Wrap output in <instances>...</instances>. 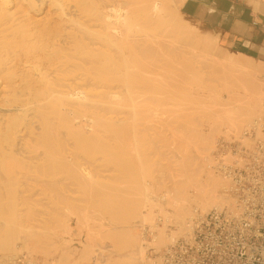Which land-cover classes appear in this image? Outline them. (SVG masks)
Instances as JSON below:
<instances>
[{"label": "rangeland", "instance_id": "rangeland-1", "mask_svg": "<svg viewBox=\"0 0 264 264\" xmlns=\"http://www.w3.org/2000/svg\"><path fill=\"white\" fill-rule=\"evenodd\" d=\"M24 1V5L28 8L29 17L31 19L29 31L32 35L26 40L21 39V37L15 40L12 36V38L8 37V39H2L0 41V105L3 103V106L5 103L1 98L2 91L4 89H9L12 95L20 98L23 103H28V106H26L30 108V110L25 113L21 112L23 114H20L22 117L20 115L17 117L18 120L20 119V123L17 121V124H20V131H17L15 130L16 128L8 130L10 122L7 117L9 116L8 114L6 116V110L0 107V131L5 132L11 137L17 134V132L19 134L17 137L19 140L16 138L15 142L13 140L10 141L16 144H14L15 147L13 146V150H11L12 146L10 145V147L8 145L10 142H3L6 152L3 149L2 151L7 153V155L11 153L16 156H25L29 154L30 157H35L34 160L31 158V161L40 162L36 164L38 167H36L35 164L34 166H27L29 169H26L27 171L25 170L26 167H23L24 165L18 166L21 169L23 168V170L17 171V180L21 178V176H28L30 179L27 180L22 178V181L19 180L22 182L21 185L17 184L19 181H13L12 185L14 186L10 187H13L14 190L8 187L9 182L7 185L6 181L8 179H4L7 177H4L5 175L0 173V177L3 176V178L0 179H4L3 181H5H0V183L3 184V187L7 185L5 188H0V190L2 189L3 191H1L3 197L0 199V237H6L7 235L11 236V232L12 234L14 233L13 231L10 232V230L14 229H17L15 234L17 235L16 237H18V239L16 238L17 240H15L16 253L9 258L8 263L12 264V259L17 254L26 251L35 255H40L50 264H53L52 262L55 261L54 264H60L58 258L62 250L64 251L65 249L73 258V264H108V262H115V260L117 261L119 258H124L129 253H123L121 250L118 251L119 247L117 243L119 242L125 245L123 241L126 242V233L124 232L126 229H121V234H116L122 240L120 235L125 233L123 236L124 240H122L123 243L121 241L117 242V238L112 241L109 236L108 239L106 234L103 236L102 233L107 231V229L113 230L115 225L120 227V224H117L120 222L117 221L123 219L124 216L118 215L117 211L120 210L132 196H139L138 194L140 193L139 197L146 199L144 201H150L149 203L154 202L153 204H155L156 207L152 204V206H154V209H152V206L146 205L147 202L143 205L145 207H142L141 219H139L140 221L142 220V222L140 223L141 225H136L137 228H139L140 241L137 243L141 245L137 244L135 247L137 253H135V251L133 253L136 256L134 255L133 258L135 260L132 259V264L150 263V247L154 246L157 249H161L165 244L171 241L169 239L171 235L169 234H171L173 230H175V234L172 232L173 237L176 233H180V225L177 221H174L176 218L171 197V192L175 189L177 183L185 177V172L180 169V165L176 162L180 153L183 152L180 156L183 155L184 152L187 153L191 159L195 160L194 162L197 165H201L202 167L205 166L207 171H212V173L215 174L217 173L224 183L222 185L223 189H221V193L225 197L224 205L233 201L228 191L229 180L217 169V167H215L216 161L214 153L215 150H217L219 141L223 137L229 140L241 137L244 130L254 125L253 123L256 118L251 124L245 123L243 127L238 130H233L230 126L228 127L227 123H221L218 130L211 132L212 119L214 117L211 108L215 107L213 104L217 102L219 98L224 96L226 100L228 99V92L224 85L226 84L225 82L231 79L230 77V79L228 78L226 81L225 78L222 77L223 75L221 73L224 64L220 59H222L227 52L228 54L232 52V50L221 44L219 34L210 32L207 27L203 26L194 18L182 13L181 5L184 4L185 0L170 1L171 3L177 2L176 4H179L178 16L182 22L193 26L196 31L199 32L202 40L209 43L208 49L205 51L198 49L195 50L196 52L193 51V54L183 50V47L178 49V47H175V44L170 46L169 44H172L169 41L170 38L167 36L163 37V23H154L153 29L151 27V30H153L152 32H156L154 40H144L131 44L127 41L123 43L133 47H130V51L134 52L128 54V56H133H130L131 65H134L131 69L135 72H139L133 74V72H130L132 70L126 68L123 64L126 61L120 60L121 57V59L124 58L123 55L119 53L121 51L115 50L118 48V45L112 49L116 45L111 43L107 45L106 42H101L102 39L99 40L97 37L88 34L96 38L91 40L87 37L88 35L84 34L82 43L84 47L86 46L85 51L86 49L87 51L83 54L82 58H77L76 60H79L83 64L85 70L87 67L90 68L91 74L87 73V71L89 72V68L84 71L91 76H100L98 77L100 79H102L103 76H107L108 79L113 77L111 82L113 86H105V84L99 87L98 90H93L97 92V94L88 98L89 103H85L84 105L82 103L77 104L69 102L52 103L58 104L61 109L60 112L57 113L58 117H55V119L53 118L52 123L49 121V129L53 128L51 124L54 123L55 127L51 130L54 131L58 129L56 131L59 134H57L56 131H54V133L51 131V134L60 136V138L63 139V142H61L58 141L60 138H56L57 136H53L55 139H58L55 140L54 138H50V136H44L46 135L43 133L44 131L38 132V130H41L40 125L44 123L43 119L47 117L42 119L40 116L36 115L39 108L37 107L38 104H36V106L34 104L40 103V101H50L51 99L59 100V98L69 97L68 94L58 91L64 87L62 86V81L57 78V76L64 75L67 71L60 69L63 66L59 67L62 65L61 62L66 60V58L62 56L63 53H61L60 50H69L68 46H70L69 44L71 43L70 38L68 37L67 40L66 34H64L67 33L69 28L65 29L63 25L65 24L66 26L68 23L65 20L64 22H60L59 20L61 17L64 19L66 15L60 17L58 13H56V7L52 4L51 0ZM248 1L256 5L260 2L259 0ZM59 27H62L63 30L62 28L59 29ZM58 30L60 32H58ZM96 32L97 31H94V36L100 34ZM30 33L28 32L27 36H30ZM61 34H64L65 37H63L64 35L61 36ZM215 37L218 39L220 47ZM96 40L100 42H94ZM66 41H68L69 44ZM163 41L165 42L164 44ZM111 45H113V47ZM108 47L111 49L110 51L106 50ZM73 50L74 49H72V51ZM105 51H107V54L104 53ZM108 52L110 56L113 54L112 58L114 63H117V69L119 68L118 64H122L120 69H118L121 74L118 72L119 75H115L118 71L116 67L114 73L109 70L112 66L109 65L107 68L105 60L99 59L103 57L101 56L103 54L108 56ZM94 54L99 55L97 60L95 59L96 57H94L96 61L92 59ZM119 55L120 58L118 57ZM179 56H182V58H178ZM173 57L176 58L174 59ZM179 59L182 61L180 64ZM176 61L178 62L176 63ZM260 64L255 61L254 66L256 65L257 68L259 67V71H262L259 72V74H262L261 76L263 77H261V81L264 83V66H260ZM163 65H165V69L171 66L169 69L170 71H167L168 73L165 71V75L163 74ZM121 67L124 69L123 71H121ZM113 69L114 68H112V70ZM125 70L129 71L130 74H128L129 72L126 73ZM124 71L128 76L130 75L128 78L126 76L127 79L124 77L125 74L122 75ZM112 73L115 76L111 75ZM179 79L180 81H178ZM151 80L158 83L154 85ZM127 81L129 83H127ZM101 82L106 83L105 80ZM174 84L175 86H173ZM158 88L161 89L158 90ZM91 89H93V86L87 83L85 85V90L90 91ZM29 104H33L35 107L33 106L32 108ZM80 107H82V109ZM16 114L18 113L15 112V115ZM263 115L264 111L257 119H260ZM25 117L26 119H24ZM37 119H39V121H37ZM74 126H78L79 128H74ZM190 126H194L193 129H197V131L191 129L192 127ZM69 128L71 132L68 133L66 131L67 129L69 130ZM24 129L25 131H23ZM21 130L24 132L23 135ZM59 130H61V132ZM13 131H15L14 134ZM27 131L29 132L27 133ZM48 132L50 131L48 130ZM36 133L42 134L46 139L55 140L53 142L49 141L51 143L61 142L62 144L60 145L62 146L58 144L57 150L53 148L57 143L52 144V146L46 144L49 149L44 150L46 147L42 146L45 145L42 144L39 147V143L44 142L45 144V142H48L43 139H37L44 137L36 136ZM29 134L31 135L29 136ZM0 135L2 134L0 133ZM2 136V138L5 139L4 135ZM31 136L32 144L30 145L32 146L26 144L30 142L28 138H31ZM4 139H2V141ZM35 140L37 145H35ZM38 140H40V142H38ZM66 144L68 145L65 146ZM26 145L30 146L32 149H26L28 148ZM34 146H37L39 149ZM49 146L53 149V153L49 151L53 156L47 152L51 150ZM64 146L67 148H64ZM36 150H39V152ZM38 154L42 156L41 159ZM3 155L4 157L7 156L5 154ZM29 155H27V157H29ZM25 157L22 156L21 158L26 159ZM55 157H57V159L60 158V161ZM42 158H44V160ZM38 159L39 161H35ZM17 160L20 161L21 159ZM26 160L29 161L28 158ZM62 161H64V163ZM20 162L22 163H18L26 165L28 163H24V161ZM43 162L46 163L43 164ZM48 162L49 164L53 162V164L49 165ZM54 162L60 163L63 167ZM48 165L50 167H48ZM53 166H60L62 169L66 168V171ZM34 167H36L37 170ZM51 167L57 170L51 171ZM19 168L16 170H21ZM1 169L2 168H0V171ZM46 170L51 171V174H47ZM44 171L45 173H43ZM19 172H22V174H19ZM53 172L54 175L58 177L60 174L63 175L62 177L58 178L56 176L55 178V176H52ZM44 174H46V176H44ZM34 175H36L37 178ZM64 175H67V177ZM53 178L58 184L54 183L56 181L52 182L54 180ZM57 178L64 180L58 182L60 180ZM47 180L50 181L47 183ZM15 186L17 188L20 187L24 193H27L26 195L29 193L27 197H20L18 200L16 218L10 211L12 205L10 204L11 198H8L10 195H8V197L6 195L9 193L13 194L16 190L22 193H20L21 196L25 195L22 190L18 191ZM8 188L12 189L13 192H10ZM138 189L143 190L138 192ZM133 191L135 194L137 192V194L135 195ZM130 194L132 196H130ZM166 194L168 195L165 196ZM148 196L149 198H147ZM155 197L156 199H154ZM159 200L160 202H158ZM122 202L125 204L122 205ZM157 202L159 204H157ZM195 204L196 203L193 204L194 212L192 215H194L197 209L205 212L216 206L211 205L205 209L199 206L201 204ZM161 205L163 207H161ZM119 206L121 208H119ZM106 208L107 210L105 211L104 209ZM112 208L114 211L116 210V212L112 214L116 215L109 213L113 211ZM164 210L168 212V215H166L167 213ZM149 211H152L151 217L148 216L150 215L148 214ZM105 213H108V215L106 216ZM145 213H147V216H145ZM103 214L105 215L104 217L109 216L108 218H110L111 216H115L117 218L119 217V219L111 217L112 220H116L114 222H117L114 223L111 220L115 224L114 225L110 222V219L100 218L99 220V217H103ZM192 215L189 216L187 222H189ZM170 216L174 217L172 218ZM101 220H103L102 222L104 223L99 222ZM153 223L156 225L154 226ZM166 223L168 225H166ZM149 226L153 231L152 237L146 234V229ZM186 227L188 226L185 225L183 228ZM100 228H102V231L98 233ZM8 229L10 230L8 231ZM185 230L183 229V232ZM117 231L118 230H116V232ZM35 232H38L37 236L40 238H42V236L45 237L46 234H50L49 236L53 235L49 240H53V243H58V246L57 244L55 245V243L51 245L49 255H46L45 249L41 247L38 248V245L35 246L34 244V238L33 236L31 237V234H36ZM41 233H43V235ZM111 233L114 235L115 232ZM163 233L169 241L166 240V242H163ZM15 234L13 236H15ZM178 235L179 234L176 236ZM44 237L42 239L47 241V236L45 239ZM32 246L33 248H30ZM86 246H90L89 253L85 251ZM139 246L143 247H141V253L139 252ZM32 249L37 252H34Z\"/></svg>", "mask_w": 264, "mask_h": 264}, {"label": "bare ground", "instance_id": "bare-ground-1", "mask_svg": "<svg viewBox=\"0 0 264 264\" xmlns=\"http://www.w3.org/2000/svg\"><path fill=\"white\" fill-rule=\"evenodd\" d=\"M174 1H176V0H174ZM51 2L56 7V13H58V15L60 17L63 15H66L64 17V19L62 17L61 18L59 17L60 18L59 20H60V22H64V20H65L68 23L66 26H65V24L63 25V27L65 29L69 28V30H67V33H64V34H66L67 40H68V37L70 38L71 43L69 44L68 41H66V42H68V44L70 46L71 45L72 46H71V48H70V46H68L69 50H67V51L66 50H63V51L60 50L61 53H63L62 56L65 57L66 60L61 62L62 65H60L59 67L63 66L60 69L67 70V71L65 72L66 74L64 73V75L57 76V78L62 81V86L64 87L63 89H60L58 91L63 92L65 94H68L69 97L59 98V100L51 99L53 101H51V100L50 101H47V100L40 101V103L34 104L35 106H36V104H38L37 107L39 108L38 109L39 113L37 111L36 115L40 116V118H42V119L44 117H47L46 119H43L44 123L42 125L39 124L41 130H38V132L44 131L43 133L46 134V135H44L46 137L50 136V138H54L53 136H57L56 134L55 135L51 134L52 132L54 133V131H56L58 129H55L54 131L51 130V129H54V127H55L54 123L51 124L52 125L51 127H53V128L49 129L50 128V125H49L50 122L49 121H51V123H52L53 118L55 119V117H58L57 113L60 112L61 108L59 107L58 104H52V103H63V102L67 103V102H69V103H77V104L82 103L84 105L85 103H89L88 98H91L92 96H95L97 94V92H94L93 90H98L99 87H101L105 84H106L105 86H110V87L113 86V84H111L113 77H111L112 79L111 78L108 79L107 76H103L104 79L103 78L100 79V78H98L100 76H95V75L91 76L90 75L91 74L90 68L89 67L86 68V70L89 68L88 69L89 72L87 71V73H90V74H87L85 72L86 70H85V67L83 66V64L79 60H76L77 58H82L83 54L87 51V49L85 51L86 46L84 47V45L82 43V41L84 40V34H86V35L90 34L93 37H97L99 40L102 39L101 42L104 41L107 43V45H108V43L116 45L114 47H113V45H111L113 47L112 49H114L118 45V48H116L115 50L121 51L119 53H121L123 55L124 59H121L122 57L120 58V55L118 57L120 58L121 61L122 60L126 61L123 64L126 66V68H128L130 70H132L131 68H133L134 65H131V61H130L131 60L130 56H132V55L128 56V54L133 53L134 51H130L131 50L130 47H132V46H128L127 44H123V43L124 42L126 43V41H127V42H130V44H131V43L142 42L144 40H146V41L154 40L156 32H152L153 30H151V27L153 29L154 23H157V24L163 23V37L167 36L170 38L169 41H170V43H172V44H169L170 46L175 44V47H178V49L183 47L184 48L183 50H185L186 52L188 51V52L193 53V54H194L193 51L198 50V49L199 50L202 49L205 51L208 49V46H209V43L207 41L202 40L199 32L196 31V29L193 26H191L190 24L188 25V24H185L184 22H182V20L178 16L179 4H176L177 2L171 3L170 0H51ZM24 4H25L24 0H0V41L2 39L3 40L8 39V37L12 38V36L14 37L13 39H15V40H17L16 38L19 39V37H21V39H23V40H26L29 37H31L32 34L29 31V26H30L29 23L31 22V19L29 17L28 8ZM61 28L62 27H59V29H61ZM62 30H63V28H62ZM94 31H97L100 34H98V36H94ZM28 32L30 33L29 34L30 36H27ZM58 32H60V31L58 30ZM63 35L61 34V36H63ZM90 35H88L87 37L90 38L91 40L96 39ZM26 36H27V38H26ZM63 37H65V35ZM215 39H216V37H215ZM72 42H74V43H72ZM94 42H98V40H96ZM216 42L218 43L217 39H216ZM164 43L165 42L163 41V44ZM167 43H168V41H167ZM109 47L106 50L110 51L111 47L110 48ZM72 49H74V50L72 51ZM106 52L107 51H105L104 53H106ZM169 53L171 54V51ZM176 53H179V52H176ZM98 54H100V53H98ZM106 54L101 55L103 57L99 58L101 60H105V62H106L105 64H107L106 67L108 68L109 65L112 66L111 69H109L112 72L120 69V66H122V64H120V65L118 64L119 68L117 69V65H116L117 63H114L113 58H112L113 54L111 53L112 56H110V53L108 52V56H105ZM95 55L96 54H94V56L92 58L93 61H96L98 59V56H99V55H96V56ZM115 55H114V57H115ZM94 57H96L95 58L96 60L94 59ZM173 58L175 59L176 57H173ZM178 58H182V56L181 57L179 56ZM220 61L223 62V64H224V68H223V71L221 73L223 75L222 77L225 78V80L228 78L230 79V77H231V79L228 82H225L226 84L224 85L225 89L228 92V99L226 100L224 96L219 98V100H217V102H215L213 104L215 107L211 108V110L213 111V114H214V117L212 119L213 123H212V131L211 132H215L216 130H218L221 123H227L228 127L230 126L233 130L240 129L241 127H243V125L245 123L251 124L255 118H256V120L253 124H255V123L258 124L260 119H257V117L264 111V83L261 81V79H262L261 77H263V76H261L262 74L261 75L259 74V72H262V71H259V69H258L259 67L257 68L256 65L254 66L255 60L253 58H251V57L249 58V56L247 57L244 54H238V53H233V52H230L228 54V52H227L223 56V58L220 59ZM97 62H99V61H97ZM174 62H175V60H174ZM177 62L178 61H176V63ZM180 63H182V61H180V59H179V64ZM258 63L260 64V62H258ZM105 64H104V67H105ZM261 65L264 66V63L261 62L260 66ZM125 66H124V68H125ZM173 66H177V65H173ZM115 67H116V70H115ZM112 68H114V69L112 70ZM170 68H171V66H170ZM170 68L165 69V65H163V74L165 73V71L166 72L170 71L169 70ZM121 69H122L121 71L124 70L122 67H121ZM125 71H126V73L129 72L127 70H125ZM125 71L122 72L123 73L122 75L125 74L124 77H125V79H127L130 75L128 76L125 73ZM118 72L121 74V72L118 70L116 72L117 74H115V75H119ZM130 72H133V74L139 73L138 71L135 72L133 70ZM130 72L128 74H130ZM111 75H114V74L112 73ZM126 76H127V78H126ZM104 80L106 83L101 82ZM151 81L154 85H156V83H158V82H155L154 80H151ZM178 81H180V79ZM169 82H171V81H169ZM175 82H177V81H175ZM87 83L90 84L91 86H93V89H91L90 91L85 90V85ZM127 83H129V82L127 81ZM148 83H151V82H148ZM173 83H174V81H173ZM166 85H167V83H166ZM173 86H175V84ZM160 89L161 88H158V90H160ZM98 92H100V91H98ZM1 98L3 99V101L5 103L3 106H2V104H3L2 103L0 105V107L2 109H5L6 110L5 115L7 116V114H8V116H9V117H7V118H9L8 121L10 122L8 130H13L14 128H16L15 130L20 131V128H19L20 124H17V121H19L20 119L18 120L17 117H19V115L22 114L21 112H23V113L29 112L28 110H30V108L27 107L28 103H23V101L20 98H17L15 95H12L10 93L9 89H4L2 91ZM48 103H50V104H48ZM34 105L29 104V106H32V108ZM77 108H79V107H77ZM80 108L82 109V107H80ZM15 112L18 114L15 115ZM72 112H74V111H72ZM77 112H79V111H77ZM12 113H13V115H12ZM35 118H38V117H35ZM48 118H52V119H48ZM24 119H26V117ZM22 121H23V118H22ZM37 121H39V119H37ZM191 122H192V120H191ZM19 123H20V121H19ZM61 125H63V124H61ZM77 127L74 126V128H77ZM190 127H192L191 129L194 128V126H190ZM48 130L50 132H48ZM62 130H64V129H62ZM78 130H80V129H78ZM23 131H25V129ZM34 131H36V130H34ZM59 131L61 132V130H59ZM76 131H77V129H76ZM194 131H197V129H195ZM28 132L29 131H27V133ZM66 132H68V133L71 132L70 128H69V130L67 129ZM0 133L2 135H4V137H5V139H4V138H2L3 136L0 135V139H1L0 140L1 141L0 142V149H1L0 150V168H2L0 173H3L5 175L4 177H7L4 179H8V180H6L7 185L9 182L8 187L13 188V187H10V186H14V185H12L13 181H15V182H17L19 180L22 181L23 180L22 178L27 179V180L30 179V178H28V176H24V177L21 176V178H19L17 180V178H18L17 177V173H18L17 171L23 170V168L21 169L19 167L21 165H24L23 167H26L25 170L28 169L27 166L28 167L30 165L34 166V164L36 167H38L36 164L39 163L40 161H39V159L35 160V161H39V162L31 161L30 159L32 158L34 160L35 157H30L29 154H27V155H29V157H27V155H25L26 157L24 155H22L26 159L28 158L29 161H27L24 158H21L22 156L13 155V153L7 155V153H5L6 151L4 150L5 149L4 143L10 142L11 140H13L15 142V140L19 136V134L17 132V134L13 135L14 137L13 136L11 137L10 135L6 134L5 132L0 131ZM14 133H15V131H13V134ZM21 133L23 135L24 132H22V130H21ZM56 133L59 134L57 131H56ZM42 134L36 133V136L42 137L43 136ZM30 135L31 134H29V136ZM32 136H34V135H32ZM32 136H31V138H28L30 140V142L26 143V144H29V145L32 144V142H31ZM56 138L59 139L60 136H57ZM2 139H4V140L2 141ZM37 139H40V140L43 139V140H46L48 142V143L45 142V144H44V142L39 143V147L42 144L45 145V146H42V147H46V148H44V150L49 149V148H47L46 144H50V146H52V144H56L57 142H55V143H51V142L58 140L55 138H54L55 140H50L49 138L46 139L45 137L44 138H37ZM17 140H19V139L17 138ZM40 140H38V142H40ZM62 140L63 139L60 138V140H58V141L63 142ZM49 141H51V142H49ZM61 142L57 143V145H55L53 148L57 149L58 144L59 145L62 144ZM14 144L15 143H13V142L8 143L9 146L10 145L12 146L11 150L14 149L13 146L15 147V145H16V144L15 145ZM35 145H37L36 140H35ZM67 145L68 144H66L65 146H67ZM30 146H32V145H30ZM30 146H27L28 148H26V147L25 148L29 149ZM60 146H62V145H60ZM65 146H64V148H67ZM34 147L37 148V146H34ZM36 148H33V149H36ZM2 149L5 152L2 151ZM30 149H32V148H30ZM37 149H39V148H37ZM52 150L53 149L51 148V150H48L47 152L48 153H49V151L52 152ZM62 150H64V149H62ZM36 151L39 152V150H36ZM29 152H30V150H29ZM52 153H49V154H52ZM182 153H180V154H182ZM3 154H5L7 156L4 157ZM23 154H26V153H23ZM34 154H31V155H34ZM40 154H38V156L41 159L42 156ZM180 154L178 155L176 162L180 165V169L183 170V172H185V177H183L177 183V185L175 186V189L171 192L172 204L174 205L173 210H175V218H176V220H174V221H177L180 225V231H179L180 233H176V235L177 234H179V235L184 234L185 231L183 232V229L185 230V229L189 228L187 219L194 212L193 211V204L194 203H196L195 205H198V203L201 204L199 206H202L205 209L210 207L211 205H216L218 207H222V206H224V203H225V197L221 193V189H223L222 185L224 184L221 177L219 175H217V173L215 174V173H212V171H210V172L207 171L206 170L207 168L205 166L202 167L201 165H197L194 162L195 160L191 159L187 153L184 152V154L181 156H180ZM51 156H53V154ZM10 157H13V158H10ZM59 157H61V156H59ZM36 158H38V157H36ZM55 158L57 159V157H55ZM55 158H53V159H55ZM63 158H65V157H63ZM17 159H21L20 161H24V163L25 162H28V163L30 162V163L29 164L27 163V165L26 164H19L22 162L18 161ZM42 159L44 160V158H42ZM51 160H52V158H51ZM57 160L60 161V158ZM62 162L64 163V161H62ZM45 163L43 162V164H45ZM50 163L51 164H49V162H48L49 165L53 164V162H50ZM54 163L61 165L58 162H54ZM66 163H68V162H66ZM49 165H48V167H50ZM36 167H34V168L36 169ZM40 167H41V164H40ZM53 167H55V166H53ZM53 167H51V169H52L51 171H56L57 169L54 170L55 168H61V170L66 171L65 170L66 168L62 169L63 166L62 167L57 166L54 169H53ZM18 168L21 170H16ZM46 171H47V174H51L50 173L51 171H49V170H46ZM43 173H45V171ZM58 173H60V172H58ZM62 173H64V172H62ZM19 174H22V172L21 173L19 172ZM35 174H37V173H35ZM52 174H53L52 176H55V178H56L57 175H54V172ZM55 174H57V173H55ZM38 175H40V174H38ZM62 175L60 174L59 177H62ZM67 175H69V174H67ZM67 175L66 176L64 175V176L67 177ZM29 176H30V172H29ZM34 176H36V175H34ZM44 176H46V174H44ZM0 178H3V176ZM36 178H37V176H36ZM3 180L0 179V181H3ZM50 180H47L46 182L48 183V181H50ZM58 180H60V179H58ZM63 180H60L58 182H62ZM54 181H56V180L54 179L52 182H54ZM3 182H5V181H3ZM19 182L17 184L21 185L22 182H20V183ZM39 182H40V180H39ZM54 183H57V181ZM2 185L3 184L0 183V188L3 187ZM7 185H5V187ZM5 187H3V188H5ZM16 189H18V191L22 190V189H20V187H18V188L16 187ZM13 190H14V188H13ZM142 190L143 189H141V190L138 189V192L142 191ZM1 191H2V189L0 190V192ZM9 191L11 192L12 189H9ZM2 192L0 193V199H1V197H3ZM145 192H146V190H145ZM20 193L21 192H17V190H16L13 194L9 193L6 195L7 197H8V195H10L8 197V198H11L10 204H12L10 207V211L13 213L15 218L17 216V210H18L17 204L19 203L18 200L20 199V197L21 198L27 197L29 195V193H28V195H26L27 193H24V191H23V193L25 196H23V195L21 196ZM133 193H134V191H133ZM133 193H131V194H133ZM131 194H130V196H132ZM136 194H137V192H136ZM140 194H138V195L140 196ZM143 195H145V194H143ZM167 195L168 194H166L165 196H167ZM139 196H132V198L130 200L127 198L129 201L126 204L124 202H122V205L125 204L122 208L119 206V208H121V209L120 210L117 209L118 210L117 214L120 216H124L123 219H120L117 221L120 223L114 222V221H116L115 219L114 220L111 219V217L112 218L114 217L116 219H119V217L117 218L115 216H111L110 218H108L109 216L104 217L105 216L104 214L102 215L103 217H99V220H100V218L101 219L107 218L108 220L110 219L111 223L114 222V223L120 224L119 225L120 227H118V225H115L113 223L115 225V226L113 225L114 226L113 230L107 229V231H104V233L101 232L103 236H104V234H106L107 238H108V236H109V238H111L110 240L113 241L114 239L117 238V242L118 241L122 242V240H124L123 236L126 233V236H125L126 242L123 241L125 243V245H123L119 242L117 243V245L119 247L118 251L121 250L123 253L128 252L129 254L127 256H125L124 258H119L120 259V260L118 259L119 261L115 260V262H108V264H132V262H133L132 259H134L133 257L135 255L133 253L136 249L135 248L136 245L138 244L137 242L139 241V228H137L136 225L140 224L142 222V220L141 221L139 220V219H141L140 217L142 214V207L144 208L145 206H143V205H145V202L148 201V200L144 201L146 199H142ZM143 197L146 198L145 196H143ZM156 197L154 199H156ZM147 198H149V196ZM149 202H147L146 205H149L151 207L154 202H151V203H149ZM158 202H160V200ZM158 202H157V204H159ZM153 205L155 206V204H153ZM154 206H152V209H154ZM109 207H111V206H109ZM161 207H163V206L161 205ZM113 208H112V210H113ZM195 208H196V206H195ZM104 210L106 211L107 208ZM164 211H166V210H164ZM113 212H116V210L115 211L113 210L112 212H109V213L112 214ZM149 212H148V214H150V215H148V216L151 217L152 211L150 213ZM166 213L165 214L168 215L167 211H166ZM121 214H124V215H121ZM145 214L144 215L147 216V213H145ZM107 215H108V213L106 214V216ZM112 215H116V214H112ZM169 215H171V214H169ZM170 217H172V216H170ZM103 220H101L99 222H102ZM137 222H139V223H137ZM102 223H104V222H102ZM169 224H170V222H169ZM98 225H100V224H98ZM155 225L156 224H154V226ZM166 225H168V224L166 223ZM185 225H187L188 227L183 228ZM101 227H102V225H101ZM118 228H120V229H118ZM157 228L160 229L159 227H157ZM121 229H123V230L126 229L124 231L125 233L120 235V237H122V240L118 237V235L121 234V231H120ZM9 230L10 229H8V231ZM16 230L17 229L10 230V232L13 231V233L15 234L17 232ZM116 230H118V231L116 232ZM67 231H71V230H67ZM100 231H102V228H100V230H98V233H100ZM174 231L175 230H173L172 232L175 234ZM111 232H115L114 235ZM172 232H171V234H169V235H171V236H169L170 240L173 239V233ZM176 232H177V230H176ZM181 232H183V233H181ZM35 233L36 234H33V235L31 234V237L33 236V238H34L35 246L38 245V248L41 247L42 249H45L46 250L45 254L49 255L50 247H51V245H54V243H55V242L53 243V240H49L50 237H52L53 235L49 236L50 234H46L47 239L49 240V241L48 240L46 241V240L42 239L44 236H42V238H40L39 236H37L38 232H35ZM14 234H12V232H11V236L7 235L6 237L5 236L0 237V264H9L8 263L9 258L16 253V251H15V242L16 241L15 240H17L18 237H16L17 236L16 234H15V236H13ZM41 234L43 235V233H41ZM94 234H96V233H94ZM108 234H110V235H108ZM116 234H118V235H116ZM176 235H174V237ZM48 236H49V238H48ZM165 236L166 235H164V233H163V242H166V240L169 241L168 238ZM45 237H44V239H45ZM161 237H159V238H161ZM118 238H119V240H118ZM31 240H33V239H31ZM90 240H92V239H90ZM62 243H60V244H62ZM25 244H26V242H25ZM56 244L58 246V243H55V245ZM138 245H141V244L139 243ZM141 247H140V251L138 250L140 253H141ZM30 248H33V246ZM65 250L64 251L62 250V252L60 253L59 258H58V262L60 264H73V258L71 257L69 252L65 251ZM33 251L37 252L35 250H33ZM40 251H43V250H40ZM85 251H86V253H89L90 252V246H86ZM41 253H43V252H41ZM135 253H137V251H135ZM55 262H52V263L54 264Z\"/></svg>", "mask_w": 264, "mask_h": 264}, {"label": "built area", "instance_id": "built-area-1", "mask_svg": "<svg viewBox=\"0 0 264 264\" xmlns=\"http://www.w3.org/2000/svg\"><path fill=\"white\" fill-rule=\"evenodd\" d=\"M214 155L233 201L197 209L184 234L161 249L150 247L147 264H264V115L241 137H223ZM146 231L152 237L150 226ZM11 263L50 264L26 251Z\"/></svg>", "mask_w": 264, "mask_h": 264}, {"label": "crops", "instance_id": "crops-1", "mask_svg": "<svg viewBox=\"0 0 264 264\" xmlns=\"http://www.w3.org/2000/svg\"><path fill=\"white\" fill-rule=\"evenodd\" d=\"M259 1L185 0L181 11L219 34L221 44L233 53L264 63V0Z\"/></svg>", "mask_w": 264, "mask_h": 264}]
</instances>
